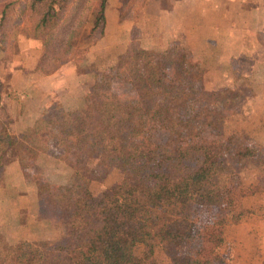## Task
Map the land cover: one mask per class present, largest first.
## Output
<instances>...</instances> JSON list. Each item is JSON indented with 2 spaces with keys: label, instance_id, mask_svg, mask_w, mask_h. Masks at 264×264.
Returning <instances> with one entry per match:
<instances>
[{
  "label": "rangeland",
  "instance_id": "rangeland-1",
  "mask_svg": "<svg viewBox=\"0 0 264 264\" xmlns=\"http://www.w3.org/2000/svg\"><path fill=\"white\" fill-rule=\"evenodd\" d=\"M119 1L124 16L128 17L125 20L135 22L126 36V49L121 55L133 48L160 53L172 46L179 54L186 53V70L190 76H197V80L188 79L182 73L185 65L180 62H175L174 66L167 63L158 69L162 81L174 85L172 96L177 98L174 106L171 104L174 120L163 129L150 121L147 114L138 116L133 106L136 99L133 88L125 80L122 71H113V81L96 84L97 75L114 67L121 55L112 59L108 56L96 58L89 54L88 47L85 52L72 55L63 66L75 70L79 85L85 87L81 94L64 93L63 89L57 99H49L47 104L41 97V94L44 97V92L39 87L31 90L17 80L12 81V84L3 79L0 82L1 128L17 135L53 108L56 111L65 110L74 121L65 144L67 147H76L81 155L92 160L87 164L91 177L87 190L93 195H101L127 180L126 191L141 196L144 194L141 192L152 183L155 171L167 159L192 161L206 151H213L217 144L226 145V152L222 156L226 162H232V158L239 153L243 155L237 160L239 169L236 171L241 185L227 195L223 206L225 213L222 215L216 214L210 207L190 205L189 217L186 219L193 236L183 251L193 258L206 256L210 264H264V100L256 88L261 81L255 75L241 72L246 64H241L239 74L236 72L237 64L210 62L221 55L210 38L208 54L202 56L177 33L173 40L163 43L161 35L165 32L153 35L147 32L156 38L160 46L144 49L141 27H137L136 22L140 21L138 6L145 0H130L125 6V0ZM94 4V1L90 2V9ZM83 33L76 45L79 49L87 46L83 40L86 30ZM20 36L11 31L6 42L0 45V63L9 59L11 61L12 57L22 58L19 54L24 50L25 39ZM37 43L40 46L41 41ZM145 43L152 45L151 40ZM105 45L106 42L102 46ZM177 58L179 60V56ZM174 68L177 69L176 73L183 75L182 82L177 81ZM257 75L260 76L259 73ZM37 83L44 86L41 82ZM200 91L204 95H216L206 98L201 96ZM105 100L112 103L107 109L110 114L113 113V119L106 125L107 133L96 130L89 116V109ZM152 100L155 102L150 104L153 108H156L155 105L166 107V101L159 97ZM39 105H44L45 110L30 126L23 127V124L31 121L30 115L33 116L32 111ZM105 134L113 136L114 141L108 144L104 140ZM7 158L8 164L3 170L0 188L10 189L19 180L24 184L19 192L22 194L34 189L36 197L31 204L27 201L16 204L11 197L0 199V253L12 252L13 247L20 242L61 244L66 239L73 240L74 236L64 237L58 229L68 206L62 204L65 200H60L57 195L64 191L63 187L72 174L71 167L65 161L43 153L28 163L14 152H9ZM231 211L242 212L238 221L230 219ZM209 251L213 253L214 260L208 256ZM133 255L140 261L139 264H171L160 244L153 246L152 256L148 259L142 253L141 245L133 247Z\"/></svg>",
  "mask_w": 264,
  "mask_h": 264
},
{
  "label": "trees",
  "instance_id": "trees-1",
  "mask_svg": "<svg viewBox=\"0 0 264 264\" xmlns=\"http://www.w3.org/2000/svg\"><path fill=\"white\" fill-rule=\"evenodd\" d=\"M91 1L95 4L90 9ZM129 1L125 0L123 6ZM86 4L87 8L82 11ZM106 4L107 0H0V45L6 42L11 31L25 40L41 41L33 69L49 75L68 63L72 55L85 52V48L103 37ZM124 14L120 6V21L128 18ZM85 30L83 40L87 46L79 49L76 45ZM185 56L186 53L179 54L172 46L160 53L133 48L119 56L114 67L97 75L95 82L113 81V71H122L133 88L137 115L147 114L150 121L164 129L174 120L171 104L174 106L177 98L172 96L174 85L165 84L158 69L167 63L173 66L175 62L184 63L182 73L190 80H197L196 75L190 76L186 70ZM174 69L177 81L182 82L183 75ZM199 93L206 98L216 95ZM157 97L166 101V107L150 105ZM111 104L108 100L100 101L89 109L94 128L103 133H107L106 125L113 119V113L107 109ZM73 122L67 112L53 108L17 135L0 126V179L8 164L9 152H14L26 163L43 153L65 161L71 167L72 174L64 191L57 194L60 200H65L62 204L68 206L58 229L64 237L74 236L73 240L66 239L61 244L20 242L12 252L0 253V264H139L133 255V247L141 245L142 253L148 259L155 244L162 246L171 264H208L206 256L193 258L183 251L193 236L186 219L190 205L210 207L218 215L225 213L223 206L227 195L241 185L236 171L239 169L237 160L243 155L239 153L237 157H231L232 162H226L222 157L226 145L217 144L213 151H206L192 161L167 159L155 171L152 183L141 196L126 191L127 180L101 195H93L87 190L91 178L87 164L92 160L81 155L76 147L65 144ZM104 140L108 144L114 141L113 136L106 134ZM241 213L229 212L230 219L238 221ZM207 254L214 260L213 253Z\"/></svg>",
  "mask_w": 264,
  "mask_h": 264
},
{
  "label": "crops",
  "instance_id": "crops-1",
  "mask_svg": "<svg viewBox=\"0 0 264 264\" xmlns=\"http://www.w3.org/2000/svg\"><path fill=\"white\" fill-rule=\"evenodd\" d=\"M119 9V0H107L104 10V35L88 50L89 54L96 58L108 56L112 59L124 53L126 49V36L135 22L120 21ZM137 10L140 21L136 22V26L141 27L144 49L160 46V43H156V38L149 36L147 32L151 35L165 32L161 35L163 43L173 40L177 33L187 40L190 48L202 56L208 54L210 38L221 52V55L210 62L237 64L236 72L239 74L241 64H246L247 69L244 66L241 72L255 75L261 81L256 88L259 89L258 94L263 96L262 101L264 100V0H145ZM150 40L152 45H147L145 42ZM105 42L106 45L102 46ZM23 43L24 50L19 54L22 58L12 57L11 61L9 59L2 62L4 64L0 63V82L3 79L9 82L17 80L31 90L33 87H39L44 92V97L42 94L41 97L47 104L49 99H57L63 89L64 93L81 94L85 87L79 85V78L73 68L63 67L66 64L49 75L34 72L39 45L34 40H23ZM37 82L43 83L44 86L37 85ZM44 110V105H39L32 111L31 121L23 124V127L30 126ZM17 182L10 189L0 188V199L11 197L16 204L23 201L33 203L35 190L29 189L21 194L19 189L24 188V184L19 180Z\"/></svg>",
  "mask_w": 264,
  "mask_h": 264
}]
</instances>
